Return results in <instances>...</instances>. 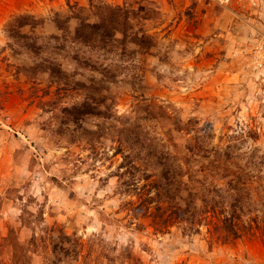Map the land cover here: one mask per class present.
<instances>
[{
	"label": "rangeland",
	"instance_id": "rangeland-1",
	"mask_svg": "<svg viewBox=\"0 0 264 264\" xmlns=\"http://www.w3.org/2000/svg\"><path fill=\"white\" fill-rule=\"evenodd\" d=\"M262 45L264 0H0V264H264ZM196 119L251 172L236 218Z\"/></svg>",
	"mask_w": 264,
	"mask_h": 264
},
{
	"label": "trees",
	"instance_id": "trees-1",
	"mask_svg": "<svg viewBox=\"0 0 264 264\" xmlns=\"http://www.w3.org/2000/svg\"><path fill=\"white\" fill-rule=\"evenodd\" d=\"M89 28H96L97 25H86ZM110 40H114L112 35H109ZM143 41H140L142 43ZM139 43V42H138ZM77 60L79 58H76ZM79 61V60H78ZM89 64L90 60H85ZM161 110H164L163 106H159ZM196 123L197 131L195 134V140L192 143L191 150L194 146L196 150L193 152L200 156V158H209L211 165L214 169H216V173H219L223 178H229L228 184L229 186L225 189L228 191V194L225 196L224 189L213 187L212 192L215 196L221 198V200L217 201L215 197H211L209 193H204L201 198V202L209 207L211 205L220 206L222 213H225L226 219L228 218H236L238 211H244V205H248L250 210L254 208L252 204L253 201H245L244 195L246 192L251 193L249 188L247 187V183L245 180L247 177L251 175L250 171H245L246 169L241 166H237L238 169H231L232 165H229L230 159L232 158L231 151L228 149V144L223 145H212L211 140L216 137L215 127L212 122L207 121L203 125H201V120L196 119L194 121ZM175 123L181 126V122L179 119L175 120ZM181 129V128H180ZM173 158L171 155H169ZM256 161L250 160V164H254ZM173 163L165 164L162 169V174L159 177L164 181L163 189L164 196L166 197L165 202L167 205L173 207V211L171 213H175L177 216L186 215L191 222H194V218L200 213V206L197 205L194 201V197L192 191L188 189V185L182 181L181 187L183 189L189 190L188 198H184L178 192L172 190L173 179L175 175L171 173L172 169H174ZM251 166V165H250ZM181 167V166H180ZM155 168V167H154ZM233 168V167H232ZM221 172V173H220ZM171 178V180H169ZM160 179L158 185H160ZM187 187V188H186ZM247 189V190H246ZM178 191V190H177ZM245 202V203H244ZM202 211V210H201ZM207 209L203 210L202 216ZM238 234V233H236ZM33 241V240H32ZM34 242V241H33ZM17 247H21L20 244L16 243Z\"/></svg>",
	"mask_w": 264,
	"mask_h": 264
},
{
	"label": "built area",
	"instance_id": "built-area-1",
	"mask_svg": "<svg viewBox=\"0 0 264 264\" xmlns=\"http://www.w3.org/2000/svg\"><path fill=\"white\" fill-rule=\"evenodd\" d=\"M221 4L223 5H230L234 0H218ZM262 48L264 47V45L261 46ZM261 65H263V62L260 63Z\"/></svg>",
	"mask_w": 264,
	"mask_h": 264
}]
</instances>
